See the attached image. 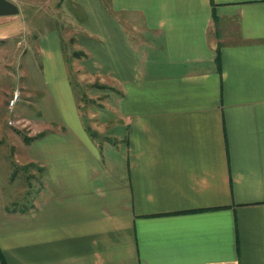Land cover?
I'll use <instances>...</instances> for the list:
<instances>
[{"label":"crops","instance_id":"1","mask_svg":"<svg viewBox=\"0 0 264 264\" xmlns=\"http://www.w3.org/2000/svg\"><path fill=\"white\" fill-rule=\"evenodd\" d=\"M0 73L53 100L0 264H264V0H0ZM86 79L113 84L114 139Z\"/></svg>","mask_w":264,"mask_h":264},{"label":"rangeland","instance_id":"2","mask_svg":"<svg viewBox=\"0 0 264 264\" xmlns=\"http://www.w3.org/2000/svg\"><path fill=\"white\" fill-rule=\"evenodd\" d=\"M71 66L72 64H70ZM13 83L14 81L6 74L0 73V213L3 210L23 211L29 209L41 184L42 187H45V182L48 181L47 177L40 176L38 167L27 164L24 157L28 146H30L29 143L33 141L28 136L38 134L30 119L34 116L33 119L37 120L40 112H42L41 117L44 118L43 111L48 117L53 118V100L50 107L46 106L48 92L46 88H43L41 92H36L37 95H41L43 103H45V106L39 107L38 99L26 100L31 95L27 90L22 89L24 93L21 90H15L21 96H18L19 101L14 107H9V95L13 90ZM20 84L22 86V82ZM112 86L113 84L109 82L86 79L84 85L78 89L82 100H78V97L77 100L81 116L86 113L89 117L100 121L99 124L98 122L89 124L90 128L98 134L114 139L112 136L114 135L112 134L114 130L112 127L113 117L108 111L110 109L109 93H112L111 90L114 88ZM48 89L52 97L53 90L51 87ZM13 94L11 93V97ZM49 126L53 127V124H49ZM49 126L43 127V129H48ZM47 133L49 131H45V134Z\"/></svg>","mask_w":264,"mask_h":264},{"label":"built area","instance_id":"3","mask_svg":"<svg viewBox=\"0 0 264 264\" xmlns=\"http://www.w3.org/2000/svg\"><path fill=\"white\" fill-rule=\"evenodd\" d=\"M14 94L12 95V97L9 99L8 105L9 107H12L15 105V103L18 101V96L19 93L17 91L13 92Z\"/></svg>","mask_w":264,"mask_h":264}]
</instances>
